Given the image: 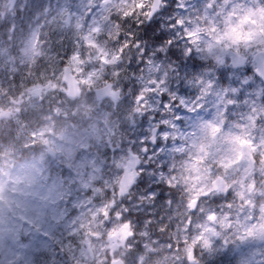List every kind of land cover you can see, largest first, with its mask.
I'll return each instance as SVG.
<instances>
[{
	"label": "clouds",
	"instance_id": "obj_1",
	"mask_svg": "<svg viewBox=\"0 0 264 264\" xmlns=\"http://www.w3.org/2000/svg\"><path fill=\"white\" fill-rule=\"evenodd\" d=\"M0 264H264V0H0Z\"/></svg>",
	"mask_w": 264,
	"mask_h": 264
}]
</instances>
